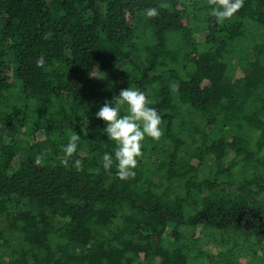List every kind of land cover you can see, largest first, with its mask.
<instances>
[{
  "label": "trees",
  "instance_id": "16d2710c",
  "mask_svg": "<svg viewBox=\"0 0 264 264\" xmlns=\"http://www.w3.org/2000/svg\"><path fill=\"white\" fill-rule=\"evenodd\" d=\"M128 87L163 135L122 181L95 113ZM0 264H264V0L223 25L207 0H0Z\"/></svg>",
  "mask_w": 264,
  "mask_h": 264
},
{
  "label": "clouds",
  "instance_id": "9594fccd",
  "mask_svg": "<svg viewBox=\"0 0 264 264\" xmlns=\"http://www.w3.org/2000/svg\"><path fill=\"white\" fill-rule=\"evenodd\" d=\"M212 8V15L216 22L223 25L225 21L231 20L235 14L243 7L244 0H207ZM146 18L153 19L159 15L156 7H148L143 11ZM36 66L43 68L45 65L44 56L41 55L36 60ZM172 91H178L179 83L172 82L169 85ZM115 101L113 106L110 101H106L99 111L95 113L96 118L105 122L106 127L103 131L107 138L115 142L114 157L105 152L102 157L103 169L112 175L111 169L115 163L116 177L122 181L135 178L138 165V157H142V142L146 137L154 141H159L163 135L161 128L162 118L154 107H150L153 102L146 94L136 88L128 87L121 89L119 95L112 99ZM126 114L121 115V110ZM80 140L79 134H73L62 151L65 158L62 163L67 166ZM48 150L37 154L34 158L36 166H43L45 155ZM76 169L82 167L81 159H76L73 165Z\"/></svg>",
  "mask_w": 264,
  "mask_h": 264
}]
</instances>
